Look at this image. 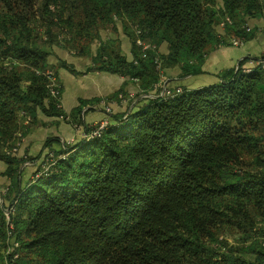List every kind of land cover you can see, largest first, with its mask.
Segmentation results:
<instances>
[{"label":"trees","instance_id":"trees-1","mask_svg":"<svg viewBox=\"0 0 264 264\" xmlns=\"http://www.w3.org/2000/svg\"><path fill=\"white\" fill-rule=\"evenodd\" d=\"M248 16L264 18V0H0V161L14 209L9 220L0 210V264H264V71L240 65L218 84L158 96L159 58L165 70L198 74L230 44L222 20L227 36L253 37ZM65 23L86 40L79 54L100 41L98 69L137 79L138 97L158 93L113 114L98 138L59 151L49 143L35 158L39 176L22 185L26 159L4 145L40 112L81 122L83 107L66 113L47 87L49 48ZM107 27L128 32L133 60L107 50ZM138 38L151 46L145 55ZM52 152L64 157L44 172ZM11 221L20 248L7 253Z\"/></svg>","mask_w":264,"mask_h":264},{"label":"crops","instance_id":"crops-1","mask_svg":"<svg viewBox=\"0 0 264 264\" xmlns=\"http://www.w3.org/2000/svg\"><path fill=\"white\" fill-rule=\"evenodd\" d=\"M247 27L254 30L253 37L248 39L242 46L220 45L210 52L202 65V71L198 74H184L180 67L165 70L160 84L172 87H184L196 89L211 86L223 81V75L231 69L237 67L239 61L246 58H256L264 55V18H251L247 22ZM125 31L120 27L115 34L102 33L103 43L111 45V49H117L127 60H133L131 41ZM109 34V35H107ZM100 44V43H99ZM167 44L161 43L158 46L159 53H167ZM95 52L96 47H92ZM84 54L69 51L67 47L56 46L49 48L48 61L54 69L58 71L60 82L63 86L62 107L68 114L83 107L81 112V122L74 123L58 118H48L41 112L36 124L32 125L22 139L16 155L24 157L26 161L20 169L22 185L28 183L36 169V164L41 162L51 149L47 146L51 144L52 149L61 150L65 144L74 143L81 140L88 126L97 124L105 118L106 108L111 110L110 117L116 113H123L127 109L136 105L139 86L119 71H108L98 69L102 62L95 61L99 57L93 55L92 60L86 64L77 57ZM107 59L108 55L105 54ZM246 61V62H247ZM78 66V67H77ZM111 122V121H110ZM42 154L40 159H35ZM28 157L33 162L28 161ZM7 169L6 163L0 161V187L6 183L5 190L9 196L11 180L4 174ZM13 198V196H12Z\"/></svg>","mask_w":264,"mask_h":264},{"label":"rangeland","instance_id":"rangeland-1","mask_svg":"<svg viewBox=\"0 0 264 264\" xmlns=\"http://www.w3.org/2000/svg\"><path fill=\"white\" fill-rule=\"evenodd\" d=\"M41 1H38V3H40ZM38 6H39V4H38ZM37 5H36V7H35V10H36V13H35V17L37 18V19H39L40 18V13H39V11H37V7H38ZM51 8H53V6L51 7ZM63 18H66V15L63 17ZM227 18V20L228 21H230V19L228 18V17H226ZM251 18H256V17H251V16H248V20L249 19H251ZM40 20H41V18H40ZM47 20V19H46ZM77 20H79L78 18H76L75 19V21H77ZM36 21V20H35ZM43 21V20H42ZM36 23H38L37 21H36ZM40 23V22H39ZM38 23V24H39ZM64 30L61 32V31H59L58 33H60L59 35H58V37H57V44L55 45V46H53V47H56V46H63V47H67V49L70 51H73V52H77V49H80L79 48V46L81 45L80 43H81V41H86L85 40V38H81L80 36H78L77 35V30H76V27H74L73 28V26L72 25H68L67 23H65V26H64V28H63ZM44 30V29H43ZM108 30V31H107ZM217 30H218V32L222 35V37L223 38H225V41H228V43H230V45H232V46H236V47H240V46H242L247 40H243V39H238V38H232L231 36L232 35H230V36H227V34H226V32H225V23H224V20H222L221 21V23L219 24V26H218V28H217ZM104 31V32H103ZM125 31V30H124ZM100 32H103V33H111V31L108 29V27L107 28H105V29H101L100 30ZM126 35L128 34V32L126 33V31L124 32ZM138 33V32H137ZM107 35H109V34H107ZM102 39H103V37H102ZM232 39H235V40H237V41H242V44H238V45H234V44H232ZM136 41H137V39H136ZM143 42V41H142ZM100 43V41H97L96 43H94V45H92L91 47H96V48H98L99 47V44ZM116 43V42H115ZM144 44H146L145 42H143ZM136 44H137V42H136ZM138 45V44H137ZM149 45V44H148ZM226 45H229V44H226ZM139 46V45H138ZM167 47H168V45H166ZM52 47V48H53ZM91 47H87L86 46V49L84 50V55L82 56V57H80V56H77V57H79L82 61H83V63H87V62H89L90 63V61L92 60V56L93 55H95L96 54V50H95V52H93V50L91 49ZM141 47V51H142V53L145 55V53L147 52H144L143 51V48H142V46H140ZM92 50V52H90ZM156 51L158 52V47H157V49H156ZM93 53V54H92ZM264 57V55H262V56H259V57H256V58H251L250 60H248L247 62H245V63H242L241 64V62L242 61H244V60H247L246 58H244V59H242L241 61H239V63H238V65H237V67L236 68H234V69H236V70H238L239 69V67H240V65L242 66V70L245 72V73H249V72H251L252 70H254V68L255 67H260V66H258L257 64L258 63H256V62H254V61H256L258 58L260 59V58H263ZM95 61H99L100 60V58H98V59H94ZM78 67V66H77ZM158 69H160V71L163 73V75L162 76H164V73H165V68H162V59H158ZM232 70V69H231ZM47 71H53L54 73H56V74H58V71L56 70V69H54L52 66L50 67V68H48L47 70H46V72ZM226 74V73H225ZM224 74V75H225ZM223 75V76H224ZM227 75V74H226ZM59 79H60V77H59ZM60 84H61V82H60ZM159 85H162V84H159ZM167 86V85H166ZM61 87H62V90H61V95L63 94V86H62V84H61ZM160 88V87H159ZM167 88H169L168 86H167ZM183 87H172V88H169L170 89V91H171V94L170 95H167V94H165V93H162L163 92V89L159 92V95L158 96H174L175 94H176V92H182L183 91V89H182ZM154 93H158V91H156V92H153V94ZM153 94H145L144 95V93H141V96H144L145 98H147V97H154L153 96ZM142 99H144V98H141V100ZM140 100V99H139ZM140 100V101H141ZM138 103V101L136 102V103H134V104H137ZM30 119H31V117L30 116H27L26 118H20V124L22 125L23 123L24 124H26V125H28L29 124V121H30ZM101 121V120H100ZM93 126V125H92ZM14 136H15V134H14ZM21 137V133H17V135L15 136V137ZM22 139H23V137L22 138H19L18 140H17V144L16 145H14L15 144V142H16V138H14L13 137V139L10 141V142H8V143H6L5 145H4V152L5 153H11L10 151H13V149H16V151H13L14 153H17V151H18V148H19V145L22 143ZM12 152V153H13ZM28 161H30V162H33V161H31V160H29V159H27ZM247 169H249V170H252L251 168H247ZM8 187V185H6V183H3L2 185H1V187H0V193L3 195V204H4V206L5 207H8V206H10V202H11V199H12V196H9V194H7L6 193V191L5 190H7L6 188ZM10 224V225H9ZM8 225H9V231H8V237H7V243H8V248L6 249V251L5 252H7V253H9V251H11V243L12 242H15L17 239H16V236H15V226H14V223H12V221H11V223H9ZM237 236V234L236 235H234V236H232L233 238H235ZM233 238H230L231 239V241L232 240H234ZM18 243V245H19V248H20V244H19V242H17ZM20 253V252H19ZM21 255V254H20Z\"/></svg>","mask_w":264,"mask_h":264},{"label":"built area","instance_id":"built-area-1","mask_svg":"<svg viewBox=\"0 0 264 264\" xmlns=\"http://www.w3.org/2000/svg\"><path fill=\"white\" fill-rule=\"evenodd\" d=\"M247 30L249 31L250 28L247 27ZM136 42H137V44L139 46H142L144 52H146L148 49L151 48L150 45L144 44L142 42V40L139 39V38L137 39ZM231 42L234 45H238L239 43L242 44V41H237L235 39H232ZM254 62L258 63L257 65L260 66V68L264 71V57L260 58V59L258 58ZM45 73H46L47 77L49 78V82H48V85H47L48 90H49L51 96H53L54 98H56L58 100H61L60 106L62 107V96H61V88L62 87H61V84H60L59 75L54 73L53 71H47V72L45 71ZM135 81L137 82L138 80L135 79ZM159 86L163 89L162 93H165L167 95L171 94L170 89L167 88V86L165 84L164 85H159ZM110 114H111V110L107 107L106 108V115L107 116L105 118H103L101 121H99L97 124H95L93 126H88L90 128V130L86 131V133H85L83 138H85L86 140H89V139H94V138L100 137L101 134L103 133V131L110 124V120H109ZM59 119L66 121V120L69 119V116L68 117L61 116ZM13 151H16V149H13ZM13 151H10V152L12 153ZM62 157H64V154L63 155L61 154L58 158H56L53 152L49 153L48 163L46 164V166L44 168V172L47 171L51 166H53L56 163L57 159L62 158ZM39 174H36L34 177H32V179L35 180L39 176ZM2 199H3V195L0 193V210H2L5 213L6 218L9 220L10 213L13 212L14 209H13L12 205H10L8 207H5L3 202H2L3 201ZM14 246L16 248L18 246V243L15 242ZM11 251H9V252H11ZM17 257H18L17 253L13 255V259H16Z\"/></svg>","mask_w":264,"mask_h":264},{"label":"water","instance_id":"water-1","mask_svg":"<svg viewBox=\"0 0 264 264\" xmlns=\"http://www.w3.org/2000/svg\"><path fill=\"white\" fill-rule=\"evenodd\" d=\"M143 96H141L140 98H142ZM132 108V107H131ZM131 108L129 109V111L128 112H130V110H131Z\"/></svg>","mask_w":264,"mask_h":264}]
</instances>
